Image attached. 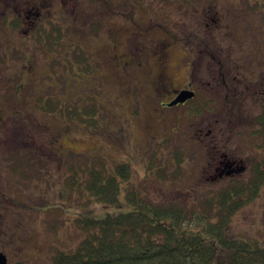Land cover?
Instances as JSON below:
<instances>
[{
	"label": "rangeland",
	"instance_id": "374dc122",
	"mask_svg": "<svg viewBox=\"0 0 264 264\" xmlns=\"http://www.w3.org/2000/svg\"><path fill=\"white\" fill-rule=\"evenodd\" d=\"M256 1L257 7L250 9L246 0H109V7L105 0H0V47L6 43L0 48V117H4L2 122L0 118V250L9 264H47L54 253L72 250L85 235L77 224L78 216L126 211L123 194L129 183L121 184L115 204L98 199L84 186L88 179L84 171L103 166L113 173L114 165L122 161L130 166V181L142 188V199L158 204L195 201L201 208L211 194L236 189L239 205L225 227L227 235L264 244V137L254 121L261 104L254 91L246 92L261 85L256 84V69L264 61V0ZM86 5H91L90 13L85 12L89 14L83 18L79 9ZM58 16L69 19L60 32H79L77 42H90L93 50L99 47L98 53L105 41L100 30H109V48L114 40L119 46L125 42L139 46L137 39L153 37L170 42L175 54L173 37L197 36L187 45L203 60L192 82L191 104L158 103L168 97L155 89L148 72L130 68L131 74H116L110 60L98 55L103 63L99 76L107 87L90 88V92L102 111L97 114L103 122L100 127L60 118L52 114L57 110L38 107L35 102L40 97L54 99L58 90L85 86L73 71L62 70L59 75L58 56L45 57L39 45L29 55V51L8 54L27 46L28 20L34 21L35 28L47 17L57 23ZM93 18L102 24L96 36L89 27ZM6 19L18 22L14 30L2 24ZM177 57L170 63L175 64ZM238 61H248L243 69L247 75L235 72V68L242 71ZM47 66L54 68L52 76L45 74ZM220 69L225 71L223 77ZM174 79L179 85L186 81L181 68ZM245 81H252L249 88ZM242 87L246 91L238 97L235 91ZM65 107L74 109L70 104ZM207 129L209 141L198 139ZM219 139L241 155L244 172L228 177L216 174L210 154ZM160 143L167 156L161 158L165 175L158 177L147 173L145 163ZM182 147L188 150L183 159L176 154ZM15 152L19 156L9 157ZM175 156L182 159L178 174ZM217 248L225 249L218 243ZM225 256L218 262L225 263Z\"/></svg>",
	"mask_w": 264,
	"mask_h": 264
},
{
	"label": "trees",
	"instance_id": "16d2710c",
	"mask_svg": "<svg viewBox=\"0 0 264 264\" xmlns=\"http://www.w3.org/2000/svg\"><path fill=\"white\" fill-rule=\"evenodd\" d=\"M105 3L109 5V0H105ZM96 25H99L95 31L97 34L100 21ZM44 31L37 29L35 37L38 41L46 36ZM103 32L101 30V34ZM52 42L50 36L49 44ZM48 106L58 109L67 120L86 121L87 125L97 127L102 124L95 114L98 110L95 107L79 109L70 104L74 109L62 108L60 101ZM161 158L163 153L158 151L148 156L145 163L148 174L155 173L158 177L165 175L159 163ZM176 160L180 159L176 157ZM129 167L127 162L122 161L114 165L113 173L103 166L84 171H88L87 182L83 184L86 190L111 204L118 201L121 184L129 183L128 188L124 186L123 194L128 209L105 212L99 214L101 216L91 212L78 216L77 224L85 235L72 250L54 253L47 264H264V244L230 237L226 233L225 227L231 214L239 205L235 199L236 189L228 187L211 194L201 208L200 205L197 207L195 201L191 205L176 200L158 204L142 199V188L137 182L130 181ZM176 168L178 174L179 166ZM203 233H210L211 237ZM217 243L225 249H218ZM224 256L227 259L225 263L218 262ZM15 264L30 263L19 261Z\"/></svg>",
	"mask_w": 264,
	"mask_h": 264
},
{
	"label": "flooded vegetation",
	"instance_id": "af4514ba",
	"mask_svg": "<svg viewBox=\"0 0 264 264\" xmlns=\"http://www.w3.org/2000/svg\"><path fill=\"white\" fill-rule=\"evenodd\" d=\"M246 1H248L250 4L248 8L253 9L254 7H257L256 0H246ZM107 6L109 7V5ZM89 8L90 7L87 5L86 8L80 10V13L89 12ZM6 22L9 24V26H12V22L8 20ZM33 22L34 21L32 19L28 20L29 25L24 32L25 33L24 35L26 36L25 43L27 44V46H25V48L20 47V49L16 47L12 49L13 50L12 53H21V52L26 53L27 51H29L28 53L29 55L31 53L30 51H32L33 48L37 49L39 41L35 42V30L39 25H42L43 27H45L44 33L46 34V36L44 37V39H42L43 43L42 46L40 47L42 49L43 55L47 57L48 55H51L50 47H49L50 38L48 36V32H49L50 23L53 22H50L48 20L39 21L35 26V28ZM62 24L69 25L68 17H65L64 21H62ZM103 31H104L103 35L105 41H103L102 43L103 45L100 46V53H98L99 47L93 50L91 48L90 42L87 43L89 46H87L86 44L83 45L81 42L79 43L77 42L78 41L77 36H79V32L73 31L74 33L73 35H66V31H65L63 33V36H61V32L59 30V36H57V39L52 38L53 43L58 42V50H59L58 63L60 66L59 75H62L61 73L62 70L73 71V73L77 74L82 79L81 82H83L87 88L99 89V86H103V85L107 87V82L105 83L103 79L99 76V74L102 75V71H103V67H102L103 63L101 60H99V58L102 59L106 57V60L108 62L110 60L112 70L116 74H122V75L131 74L132 72L129 71L130 68H133L135 70L141 68L145 72H148V74L154 78V87L155 86L157 87V88L155 87V89H157V91L162 92V96L168 97V100L166 101L159 99V103L162 105L167 106L166 103L174 96H176V94L180 90L192 89L195 94V90L192 87V82L194 77L196 76L195 73L197 71V67L201 66L203 60L200 59L201 56H196V53L194 51L191 53V50L187 47V45L189 43V40L193 38L197 39L198 38L197 36L193 38L191 37L183 38L184 40L176 36L173 37L175 42H177V47L175 49L178 52V54H175V51L172 49V45L170 42L169 43L161 42L159 40H155L153 37L148 40L137 39L136 42H140L139 46L130 45L126 42L123 46H119L118 43L114 40L112 41L109 48V30L108 31L103 30ZM97 34H99V32ZM185 40L186 42H183ZM199 41H201V39ZM263 43L264 42H262L261 45H263ZM178 50H182V52H179ZM74 54L76 55L81 54V56L73 57ZM174 55H177L178 57L173 58L175 60V64H171L170 61ZM247 62L248 61L244 63L243 61L236 62V65L238 67L241 65L242 71L239 68H235V72L237 71L240 72L241 74L247 75L246 73L248 72V70L247 69L243 70L245 67H247ZM180 68L183 70V74L186 77V81L184 83L181 82V84L179 85L178 82H176V80L174 79V75H175V71L179 70ZM225 71L232 72V70L226 68ZM225 71L220 69V72H222L220 73V76L223 77L222 74L225 75ZM256 71H257L256 84L258 85V83H261V85L251 88V92L246 91L245 88L242 87L240 90L237 89L235 91V94L238 97H241L243 90L251 94H254L252 93L253 91L255 92L254 95H256V97L258 98V103L260 101L261 110L260 112H258V114H256L254 121L258 125V128L263 132V137H264V61L260 63V66L259 68L256 69ZM18 72L19 71L16 70L15 73L16 76H18ZM72 77L74 76L72 75ZM93 80L95 82H93ZM248 82H252V81H245L244 84L246 87L249 88L250 86ZM63 84H64V79H63ZM18 85L19 84L15 85V88ZM74 86H77V83L74 84ZM65 87H67L66 84H64V88ZM90 91L92 90L70 89V88L66 90L65 88V90H62V92L58 90L59 94L57 95V98L59 99L62 108L65 107L66 103H68V104H73L79 109H81L82 99L84 97L93 96V94ZM81 92H87L86 96L84 95L85 93L82 94ZM63 93L67 95L63 97ZM95 93L96 91L94 92V94ZM189 100L190 99L180 104H185ZM37 104L39 103L37 102ZM260 104H259V108H260ZM43 106H44V102H43ZM86 107L97 108V105L94 102L90 101L86 105ZM1 113H2V109H0V114ZM257 115H260L263 118L261 121L262 123L257 122ZM0 118L2 122L4 120V117L2 116ZM207 135H209V129H207L206 133L200 134L198 136V139H205ZM185 140L190 141L191 139L186 138ZM216 141L218 140L215 139L214 142ZM223 141H225V139H219V142L213 143L212 146L214 148L210 154V157L213 159L212 162L215 163L214 169L217 171L216 174L220 177L222 175L228 177L234 174L235 175L241 174L242 172L245 171V165H246L245 161H243L241 155H238L236 151L227 148L226 144ZM185 151H187L186 147L183 148V152ZM9 156L17 157L19 155L17 154V152H15L9 154Z\"/></svg>",
	"mask_w": 264,
	"mask_h": 264
},
{
	"label": "water",
	"instance_id": "95a60500",
	"mask_svg": "<svg viewBox=\"0 0 264 264\" xmlns=\"http://www.w3.org/2000/svg\"><path fill=\"white\" fill-rule=\"evenodd\" d=\"M193 95L192 90H182L174 99H172L168 104L177 103L178 101H184L186 98H189ZM6 263V256L0 251V264Z\"/></svg>",
	"mask_w": 264,
	"mask_h": 264
}]
</instances>
